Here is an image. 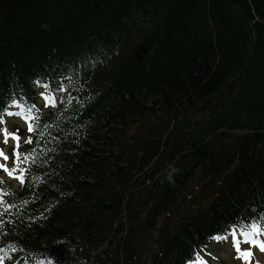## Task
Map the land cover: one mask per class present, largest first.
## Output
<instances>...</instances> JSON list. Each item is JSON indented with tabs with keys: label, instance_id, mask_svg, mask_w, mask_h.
Instances as JSON below:
<instances>
[{
	"label": "trees",
	"instance_id": "obj_1",
	"mask_svg": "<svg viewBox=\"0 0 264 264\" xmlns=\"http://www.w3.org/2000/svg\"><path fill=\"white\" fill-rule=\"evenodd\" d=\"M57 82L0 186L12 261L188 264L264 223V0H0V100Z\"/></svg>",
	"mask_w": 264,
	"mask_h": 264
},
{
	"label": "snow or ice",
	"instance_id": "obj_2",
	"mask_svg": "<svg viewBox=\"0 0 264 264\" xmlns=\"http://www.w3.org/2000/svg\"><path fill=\"white\" fill-rule=\"evenodd\" d=\"M62 76H63V74H61V77ZM36 83L39 84L40 81L37 80ZM44 88H45V91H39L36 93V95L43 98V101H44L43 105L41 106V110L48 108L49 105L55 106L56 101H57V98L55 95L56 92H67V89L64 87V84L62 82H57V83L52 84V85L45 83ZM50 91L52 92L51 95H49ZM13 107L20 109L19 114H21V115L24 114L25 106H23L21 104L19 99L9 96L8 100H6V101L0 100V112L6 113L8 116H12L14 113L10 109ZM36 108H37V105L35 103H33L32 105L27 107V111L32 112ZM24 118H25V120L28 121V125H27L28 132L29 133L33 132L34 126H33L32 120L36 119V117L25 115ZM3 119H4L3 115H0V121H3ZM4 132H5V142H7V139L9 136H11V138L15 139L17 142L16 148L13 150V156L15 157L14 163H15L16 167L10 168L6 163H0V170L7 172V174L9 176H14V175L19 174V179L21 182H23L25 179L24 173H25L26 169L23 167L21 161L25 158V156H28L30 154L26 153L23 156L20 154L21 136L19 135L18 131L8 133L7 129H5ZM28 140H29V143L33 142V138L31 136H29ZM0 157H2L4 161H7L9 159V156H7L2 150H0ZM250 227L253 231H255L257 233L258 236L262 232H264V223H262L259 220V218L254 219L251 222ZM234 232H235V229H233V233ZM243 235L248 236V230L247 229L243 232ZM214 239L219 241L221 239H228V237L227 236L221 237V236L217 235L214 237ZM251 243L255 245L258 243V241L256 239H253L251 241ZM259 247H260L261 251H264V242H260ZM236 250L240 254V257L242 259H245V260H248L249 257L252 255L250 250H245V251L241 252V247L239 244L236 245ZM0 251H2V250H0Z\"/></svg>",
	"mask_w": 264,
	"mask_h": 264
},
{
	"label": "rangeland",
	"instance_id": "obj_3",
	"mask_svg": "<svg viewBox=\"0 0 264 264\" xmlns=\"http://www.w3.org/2000/svg\"><path fill=\"white\" fill-rule=\"evenodd\" d=\"M44 111L47 110V108L43 109ZM18 121V120H17ZM22 126H26V124H22L20 121H18ZM7 129L8 133H12L9 128H5ZM3 136H4V139H5V132L3 133ZM21 143V142H20ZM16 140L11 138V136L8 137L7 139V143L4 145V148L2 149V151L7 155V153H9V150L10 148L13 149L14 147H16ZM9 160V159H8ZM8 160L7 161H4L2 157H0V163H6L8 166ZM219 248L217 246L214 247V251L215 253H218L219 252ZM258 258H259V261H263L264 260V256L260 255V254H257ZM225 261H226V264H241L240 262L237 261L236 257L234 256H231L230 254H228L226 257H225ZM250 264L253 263L252 260H249Z\"/></svg>",
	"mask_w": 264,
	"mask_h": 264
},
{
	"label": "clouds",
	"instance_id": "obj_4",
	"mask_svg": "<svg viewBox=\"0 0 264 264\" xmlns=\"http://www.w3.org/2000/svg\"><path fill=\"white\" fill-rule=\"evenodd\" d=\"M176 171H178V169H175L174 167L171 169V171H169L168 172V174H167V180L169 181V182H172V180H173V172H176Z\"/></svg>",
	"mask_w": 264,
	"mask_h": 264
},
{
	"label": "bare ground",
	"instance_id": "obj_5",
	"mask_svg": "<svg viewBox=\"0 0 264 264\" xmlns=\"http://www.w3.org/2000/svg\"><path fill=\"white\" fill-rule=\"evenodd\" d=\"M41 17V16H40ZM43 43H46V38H44V41H43ZM38 56H40L39 54H37Z\"/></svg>",
	"mask_w": 264,
	"mask_h": 264
}]
</instances>
